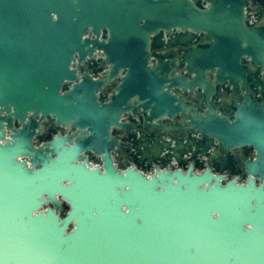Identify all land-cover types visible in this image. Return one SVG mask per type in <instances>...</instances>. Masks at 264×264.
I'll use <instances>...</instances> for the list:
<instances>
[{
    "label": "water",
    "instance_id": "obj_1",
    "mask_svg": "<svg viewBox=\"0 0 264 264\" xmlns=\"http://www.w3.org/2000/svg\"><path fill=\"white\" fill-rule=\"evenodd\" d=\"M199 1L0 0V264H264V102L244 63L264 77V27L247 25V0ZM175 31L208 41L152 62L151 39ZM94 53L105 75H79ZM222 83L241 87L231 114L211 101ZM195 89L203 109L176 92ZM126 113L251 148L246 179L192 162L119 168ZM47 117L72 132L35 143Z\"/></svg>",
    "mask_w": 264,
    "mask_h": 264
},
{
    "label": "flooded vegetation",
    "instance_id": "obj_2",
    "mask_svg": "<svg viewBox=\"0 0 264 264\" xmlns=\"http://www.w3.org/2000/svg\"><path fill=\"white\" fill-rule=\"evenodd\" d=\"M248 1V10H247V25L248 26H253V27H264V23L259 19L261 17H264L262 15L264 8L257 6L255 4H253V2L251 0H247ZM198 4H201V2L198 0ZM251 5L253 6H257V8L259 9V14H257L256 12H254L251 9ZM182 33H187V37L189 38V41H182L178 38V34H182ZM107 36V31L103 30L102 34H101V38L105 39ZM208 40L205 37L204 34H193L190 32H178L175 31L171 34H167L165 32H160L159 34H157L156 36H154L151 39V52L154 53V58L152 60V62H156L158 60V57H181L183 51L194 45V44H204L206 43ZM245 65L248 68V74H247V84L249 87V76L250 74L253 73H258L260 78L264 81V77L261 74V71L258 67H254L252 66V64L245 60L244 61ZM73 67H76L78 69V74L82 75L84 73H88L90 74L92 77L94 78H100L102 76L105 75L108 65L104 62V55L102 53H94L92 58H88L86 57L85 61H81L80 63H74L72 64ZM251 67L254 68V70L251 69ZM177 71L180 74L184 73V65L182 63H179V65L176 66ZM118 80L117 79H113L106 87L102 88L101 90V95H100V99L101 100H106L107 97L109 96L110 93L113 92L115 85L117 84ZM250 90V88H249ZM179 95L185 96L189 99L188 103L193 105L195 108L197 109H203L205 107L204 104V94L203 91H199L197 89H195L193 92H181V91H176ZM251 94L259 101H263V99L258 98V95H255L251 90H250ZM223 93L226 95V99L224 100H220L219 102L216 100L219 97V94ZM241 94V99L236 102V103H231L227 106V101L228 99H230V94ZM242 100V91H241V87L238 86L237 88H233L231 85H229L228 83H222L218 86L217 88V93L211 98L212 103L217 107L220 108L221 110H223L225 113L231 114L233 111L234 106L239 103ZM219 104V105H218ZM124 120L128 123L134 124L136 126V129L129 131V132H125L123 130L120 129H113V134L117 135L120 137V139L123 142V146L125 145H130L126 151V163H128V165L130 163H133L135 166L138 167V163L136 162V159L141 160L143 162V166H147V161L145 160L146 157H141V153L142 151H144V145L150 143V146H152V148H155V144H160L162 147H158V154H157V160L156 162H152L150 164V166L152 167L154 164H159L164 166L165 164H162V161L170 159L174 156V152L175 151H180L182 144H186L187 143V139L193 138V139H200L202 137L200 132L197 131H187L184 133H180V134H175V133H165V132H157L153 129H144L142 127V123H143V119L141 116H135L132 115L131 113H126L124 115ZM167 122V121H166ZM174 123H178V122H182V119L180 117H177L174 121ZM17 125V124H16ZM40 128H41V132L35 137L34 142L35 143H41L44 141H47L49 139H51L55 134L60 133V134H70L72 132L73 129L71 128H67V127H63V126H57L54 123V120H52L50 117H47L45 120H43L40 124ZM200 134V138H197L195 135L196 134ZM40 138L39 142H36L37 139ZM137 140L139 142H141V146L137 147L138 143H135L134 141ZM213 140V139H212ZM211 147H218L221 148L218 144L217 141L213 140ZM160 148V150H159ZM209 148V149H210ZM251 149L249 147H243V148H236L233 149L231 151H225L228 153H231L233 155V158L235 159V161L238 162L239 168H240V173L237 174L240 178L242 176H245L246 179V175L244 172V168L242 165V161L244 159L247 158H251L253 156V150L251 149V153L248 156L244 155L245 149ZM121 151V149H120ZM168 153H165V152ZM193 151H195V149H191V151H186L184 154H187L188 152H191L193 155ZM120 153V152H119ZM165 153V155H163ZM87 155V158L90 160V162H92L93 164H101V159L99 156H96L93 152L91 151H87L85 153ZM182 155V157H183ZM175 157V156H174ZM184 160V159H182ZM186 162V161H185ZM184 162V164H185ZM166 163V162H165ZM183 163V162H182ZM141 168V167H138ZM143 169V168H142ZM147 169V168H145ZM236 176V175H232L231 177ZM243 179V180H245ZM242 180V179H241Z\"/></svg>",
    "mask_w": 264,
    "mask_h": 264
},
{
    "label": "trees",
    "instance_id": "obj_3",
    "mask_svg": "<svg viewBox=\"0 0 264 264\" xmlns=\"http://www.w3.org/2000/svg\"><path fill=\"white\" fill-rule=\"evenodd\" d=\"M253 4L263 7L264 8V0H251ZM178 38L182 41H189V38L187 37V33L178 34ZM249 88L250 90L255 94L258 95V98L264 99V81L260 78L258 73L250 74L249 76ZM135 143H138L137 147L141 146V142L135 140ZM213 140L210 138L201 137L200 139H193L188 138L186 144H182V147L180 151H175L174 156L177 158V160L184 164L185 160H182L183 153L186 151H191V149H195L193 151L192 159L195 158L197 153L205 154L207 150L212 145ZM158 147H162L160 144H155V148H152L150 146V143L144 145V151L140 152L141 157H146L145 160L147 161V166H143V162L141 160L136 159V162L138 163V167L141 168H148L152 162H156L157 154H158ZM160 150V148H159ZM220 151L222 152V155L215 157L211 160L210 164L214 171L216 172H226L230 176L237 175L240 173V168L238 165V162L235 161L233 158V155L231 153L225 152L220 148ZM251 153V149H245L244 155L248 156ZM167 160L162 161V164H165ZM195 167L196 168H202V163L198 160H195Z\"/></svg>",
    "mask_w": 264,
    "mask_h": 264
},
{
    "label": "rangeland",
    "instance_id": "obj_4",
    "mask_svg": "<svg viewBox=\"0 0 264 264\" xmlns=\"http://www.w3.org/2000/svg\"><path fill=\"white\" fill-rule=\"evenodd\" d=\"M251 9L256 12L257 14L260 15V13H262V15L264 16V10L263 12H260L259 13V9L257 8V6H253L251 5ZM263 23H264V17H261L259 18ZM252 70H254L253 67H251ZM230 99H228L227 101V106L229 104H233V103H236L238 102L240 99H241V94L237 93L236 95L235 94H230ZM226 99V95L223 94V93H220L219 94V97L216 99L218 102L220 100H224ZM264 100V99H263ZM219 105V104H218ZM40 141V138L36 140V142H39ZM130 145H125L123 148H121V151L120 153L116 156V162L119 166V168H125L126 166H128V163H126V154H125V151L126 149L129 147ZM156 150V149H155ZM222 155V152L220 151V148L218 147H214V149L212 150L211 154H209L208 156H206L205 160H204V165H207V164H210L211 160L214 159L215 157H218ZM168 160V159H167ZM175 160V159H174ZM186 161V160H185ZM211 165V164H210ZM151 166H149L147 169H151L150 168ZM205 167V166H204ZM142 169V168H141ZM145 169V168H143ZM223 173H226V172H223ZM228 174V173H227ZM241 179H245V176H242ZM64 210H66V208L64 207Z\"/></svg>",
    "mask_w": 264,
    "mask_h": 264
},
{
    "label": "built area",
    "instance_id": "obj_5",
    "mask_svg": "<svg viewBox=\"0 0 264 264\" xmlns=\"http://www.w3.org/2000/svg\"><path fill=\"white\" fill-rule=\"evenodd\" d=\"M197 138H200V134H196L195 135ZM214 149V147H211L210 149L207 150V152L205 154H200L197 153V155L195 156V158L192 159V153L188 152L187 154L183 155V159L186 160L185 164L180 163L176 157H172L170 159H168L165 163V167H170V168H176V167H181V168H187L188 164L190 162H192L195 165V160H198L199 162L202 163V168H197V169H204V160L206 158V156H208L209 154H211L212 150ZM165 153H168L167 151ZM165 153L163 155H165ZM175 159V160H174ZM153 167V166H152ZM152 167H150L151 169H145V171H150L152 170Z\"/></svg>",
    "mask_w": 264,
    "mask_h": 264
}]
</instances>
